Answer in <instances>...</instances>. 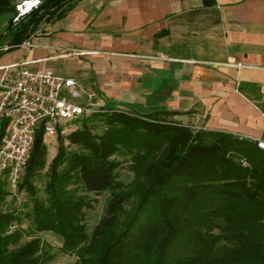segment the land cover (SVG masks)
<instances>
[{"label": "trees", "instance_id": "obj_1", "mask_svg": "<svg viewBox=\"0 0 264 264\" xmlns=\"http://www.w3.org/2000/svg\"><path fill=\"white\" fill-rule=\"evenodd\" d=\"M65 1L38 0L15 20L14 10L0 39L8 36L9 49L18 46ZM11 8L12 0H0V16ZM100 109L90 116L102 124L99 132H90L84 118L82 128L63 138L78 149L57 146L46 201H31L34 231L58 234L63 251L77 256L72 264H264V151L231 133H192L165 110ZM42 133L39 127L24 167L22 184L30 194L28 178L43 165ZM123 152L137 180L110 196L87 234L84 200L65 186L93 195L110 191L118 167L110 157ZM128 195L134 201L122 215ZM14 219L0 212V264H35L36 240L8 249L19 236L8 232Z\"/></svg>", "mask_w": 264, "mask_h": 264}, {"label": "crops", "instance_id": "obj_2", "mask_svg": "<svg viewBox=\"0 0 264 264\" xmlns=\"http://www.w3.org/2000/svg\"><path fill=\"white\" fill-rule=\"evenodd\" d=\"M1 52L0 67L70 77L100 108L264 135V0H66Z\"/></svg>", "mask_w": 264, "mask_h": 264}, {"label": "built area", "instance_id": "obj_3", "mask_svg": "<svg viewBox=\"0 0 264 264\" xmlns=\"http://www.w3.org/2000/svg\"><path fill=\"white\" fill-rule=\"evenodd\" d=\"M37 2H18L13 20L27 14ZM9 47L6 43L0 45V51ZM232 66L242 67L239 62ZM14 67V64L0 67V182L9 188H15L24 174L39 127L43 130L42 138L45 135L62 137L69 130L65 125L67 121L97 111L94 108L100 109L93 102V92L83 89L70 77L58 75L50 69ZM184 123L192 133L206 130L197 117ZM249 140L264 151V135Z\"/></svg>", "mask_w": 264, "mask_h": 264}, {"label": "rangeland", "instance_id": "obj_4", "mask_svg": "<svg viewBox=\"0 0 264 264\" xmlns=\"http://www.w3.org/2000/svg\"><path fill=\"white\" fill-rule=\"evenodd\" d=\"M22 0H12L11 11L7 14L0 16V34L4 31L5 22L8 18L14 16V10L16 11V5ZM8 36H4L0 39L1 44H8L6 42ZM97 111L93 113L104 112L101 109L94 108ZM93 113L87 115L79 116V118L67 121L65 125L69 127L68 132L75 129L82 128L80 122L85 118V124L90 128V132H99L102 129V124L95 119V117H90ZM66 133V134H67ZM65 134V135H66ZM58 139L54 136L45 135L42 140L44 143V157L43 165L34 171L32 175L28 178L29 183L32 187V194H30L23 185V176L19 179L17 186L15 188H9L7 185H2L0 190L3 192L0 196V212L12 215L15 219L13 220L11 226H9L8 232L16 231L18 237L15 242L8 246V249L18 247L20 245L26 244L30 240H36L38 249L34 253L38 257L35 264H72L77 261V256L74 253L63 251L62 249V239L61 237L50 231H40L36 232L31 224V201L33 198L40 200L42 202L46 201V182L49 174V165L52 159L56 156L57 146H61L63 151L77 150L78 146L69 144L67 139ZM130 156L126 153H116L110 158L115 159L118 162V167L114 171V188L110 191L101 192L99 194L93 195L90 193H84L79 191L75 184H67L65 190H72L74 195L80 196L84 200V204L81 208V223L85 225L87 234H90L92 227L95 225L97 220L104 213V206L107 203L110 196L113 193H124L130 186L137 180L135 174L130 168ZM22 186V187H21ZM21 187V188H20ZM134 197L128 195L122 204V215L128 213L133 204Z\"/></svg>", "mask_w": 264, "mask_h": 264}, {"label": "bare ground", "instance_id": "obj_5", "mask_svg": "<svg viewBox=\"0 0 264 264\" xmlns=\"http://www.w3.org/2000/svg\"><path fill=\"white\" fill-rule=\"evenodd\" d=\"M31 2V1H30Z\"/></svg>", "mask_w": 264, "mask_h": 264}]
</instances>
